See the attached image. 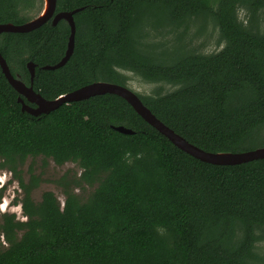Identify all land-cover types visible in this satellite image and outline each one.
Wrapping results in <instances>:
<instances>
[{
	"label": "trees",
	"instance_id": "obj_1",
	"mask_svg": "<svg viewBox=\"0 0 264 264\" xmlns=\"http://www.w3.org/2000/svg\"><path fill=\"white\" fill-rule=\"evenodd\" d=\"M39 8L37 0H0V24L28 22ZM76 8L73 52L58 69L41 67L65 54L64 20L0 34L12 75L29 86L32 62L33 90L53 100L93 82L126 87L130 72L158 85L136 95L192 145L211 153L264 147V0H56L55 12ZM192 24L196 33L211 24L222 48H189ZM18 96L0 68V168L18 182L24 217L0 214V264H264V159L202 162L114 94L37 117L21 111ZM38 157L81 169L53 181L62 205L51 191L32 198L40 177L31 164L25 182L19 167ZM87 187L86 197L75 193Z\"/></svg>",
	"mask_w": 264,
	"mask_h": 264
},
{
	"label": "water",
	"instance_id": "obj_2",
	"mask_svg": "<svg viewBox=\"0 0 264 264\" xmlns=\"http://www.w3.org/2000/svg\"><path fill=\"white\" fill-rule=\"evenodd\" d=\"M43 6L39 14L32 20L20 25L11 23L0 24L1 33H27L39 27L52 18V25H56L59 21L64 20L69 26V36L67 48L62 59L54 65H44L41 68L45 70H55L62 67L70 58L76 34V26L74 15L83 8H76L71 11H59L55 13L56 0H42ZM0 68L6 78L8 84L19 94L17 101L21 105V111L31 116L37 117L56 109L63 103L80 101L90 97L114 94L124 99L132 109L152 128L167 138L175 147L186 154L209 164L213 165H238L253 160L264 159V147L240 153H211L206 152L175 133L172 129L161 122L139 99V97L129 88L109 82H93L82 86L72 92L61 95L53 100H46L40 94L33 90L32 82L35 74V65L32 62L27 63V69L30 74V84L27 86L18 76L11 74L8 64L0 54ZM35 106H30L29 104ZM122 134H132L131 129L123 126L114 128Z\"/></svg>",
	"mask_w": 264,
	"mask_h": 264
},
{
	"label": "rangeland",
	"instance_id": "obj_3",
	"mask_svg": "<svg viewBox=\"0 0 264 264\" xmlns=\"http://www.w3.org/2000/svg\"><path fill=\"white\" fill-rule=\"evenodd\" d=\"M37 2L38 6L40 7L39 9H41L43 6V1L37 0ZM243 15V11H240L239 16L242 17ZM260 16L262 19H264V10L260 13ZM196 30L197 24L190 25L187 30V34L184 37V41L187 43L189 48H193L196 52L203 54L217 52L222 48L223 44L218 42L217 29H214L211 24H207L205 29L200 33H196ZM174 37V32L166 35V39H168L169 42L174 41ZM124 73L129 78L126 87L137 95H149L158 86L152 83H145L133 73ZM162 86L165 87L164 85ZM31 164L33 166L35 175L40 177L38 186L32 188V198L34 201L38 202L41 199V194L44 191H51L57 196L62 205L64 197L61 194L60 189L53 181L65 173L79 175L81 173V169L75 163H66L62 166H56L51 161H46V164L44 165L40 157L35 158L34 160L27 159L25 164L19 167V169L22 171L21 175L25 182L28 180L29 175L27 170ZM0 190V202L2 203L0 206L2 209L0 210V214L13 213L15 214L16 219L24 220L21 204L19 203L21 199V189L19 188L17 180H15L8 171L2 168H0ZM91 190L92 189L88 187L84 190H80L78 188L75 189V193L86 197L88 193L91 192ZM16 200L17 202L15 203ZM0 242L2 243L1 233ZM259 248L263 251L264 243L259 244Z\"/></svg>",
	"mask_w": 264,
	"mask_h": 264
},
{
	"label": "flooded vegetation",
	"instance_id": "obj_4",
	"mask_svg": "<svg viewBox=\"0 0 264 264\" xmlns=\"http://www.w3.org/2000/svg\"><path fill=\"white\" fill-rule=\"evenodd\" d=\"M41 9H42V8H41ZM41 9H39L38 12H30V15L32 14V15H31V19H33L34 17H36V16L39 14V12L41 11ZM55 13H56V12H55ZM31 19H30V20H31ZM50 21L52 22V18L50 19ZM61 21H62V20H61ZM54 26H55V25H54ZM27 63H28V62H27ZM26 66H27V65H26ZM35 67H36V65H35ZM16 76H18V75H16ZM18 77H19V76H18ZM9 173H10V172H9ZM10 175H11V173H10ZM11 176H12V175H11ZM2 189H3V188H2ZM2 189H1V190H2ZM1 190H0V191H1ZM0 201H1V200H0ZM1 204H2V203L0 202V206H1ZM0 210H2L1 207H0ZM0 233H1V232H0ZM1 234H2V233H1ZM0 244H4L3 236H2V243L0 242Z\"/></svg>",
	"mask_w": 264,
	"mask_h": 264
}]
</instances>
